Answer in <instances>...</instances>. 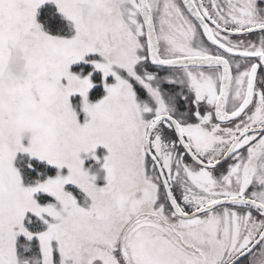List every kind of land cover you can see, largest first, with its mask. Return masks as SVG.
I'll return each instance as SVG.
<instances>
[{
    "label": "snow or ice",
    "instance_id": "snow-or-ice-1",
    "mask_svg": "<svg viewBox=\"0 0 264 264\" xmlns=\"http://www.w3.org/2000/svg\"><path fill=\"white\" fill-rule=\"evenodd\" d=\"M0 264H264V0H0Z\"/></svg>",
    "mask_w": 264,
    "mask_h": 264
}]
</instances>
